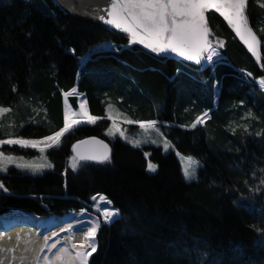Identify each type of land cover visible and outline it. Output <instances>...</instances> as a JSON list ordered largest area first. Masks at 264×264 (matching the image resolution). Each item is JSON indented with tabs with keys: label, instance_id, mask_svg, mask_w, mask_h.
<instances>
[{
	"label": "trees",
	"instance_id": "16d2710c",
	"mask_svg": "<svg viewBox=\"0 0 264 264\" xmlns=\"http://www.w3.org/2000/svg\"><path fill=\"white\" fill-rule=\"evenodd\" d=\"M262 2L250 0L248 15L264 55ZM209 20L228 44L225 60L201 70L130 48L120 36L72 18L55 0H0V106L11 109L0 117V139L42 140L58 131L63 93L73 88L89 114L102 117L46 151L52 170L33 175L12 167L0 174L9 189H0V217L21 211L40 221L88 211L90 197L101 194L120 215L97 231L89 264H264V91L255 83L264 74L217 15ZM234 68L251 72L254 83ZM109 104L122 120L158 121L179 153L201 162L199 180L185 181L174 153L109 138ZM208 109L204 125L179 127ZM249 109L255 119L245 118ZM92 137L110 147V162H81L73 171L72 145ZM1 150L26 160L40 154ZM145 153L157 165L153 175Z\"/></svg>",
	"mask_w": 264,
	"mask_h": 264
},
{
	"label": "snow or ice",
	"instance_id": "6c2138e0",
	"mask_svg": "<svg viewBox=\"0 0 264 264\" xmlns=\"http://www.w3.org/2000/svg\"><path fill=\"white\" fill-rule=\"evenodd\" d=\"M30 2V0H29ZM108 7L104 10L105 15H97L93 11L96 18L103 20L110 26L127 34L129 39L128 47L135 44L143 45L144 48L150 50L157 55L165 53H175L180 57H184L189 61H195L200 64L202 61L215 62L214 57H219L218 48H223L225 42L219 37H216L212 32L207 13L214 10L223 17L224 21L231 30L240 38L246 45L248 51L256 57L257 62H260V46L261 39L250 26V18L248 15L249 0H107ZM264 8V2L259 5ZM264 31V29H261ZM75 54V49L69 50ZM83 59V57L81 58ZM242 72L244 70H241ZM247 77H252L251 72L246 73ZM261 89H264V76H261L256 81ZM216 87V85H213ZM12 91H16L13 85ZM76 94V89L73 88L70 92H64L65 104L67 105V97ZM245 101L241 100L243 105ZM112 105H108L107 119L112 121L111 127L106 131V135L115 137L119 134L120 137H125V131L118 127V115H113ZM11 111L8 107L0 106V114L9 113ZM187 111V109H186ZM205 110L200 115L195 117V120L190 124L179 125L182 128L195 129L198 125L205 124L206 120L210 119L209 112ZM79 117L77 114L70 112L66 107L64 111L63 127L55 131L52 135L43 137L42 140H31L24 138H9L0 139V145H19L21 148H38L41 153L47 149H57L61 145V138L74 129L75 126L81 123L96 124L97 120L102 117L90 115L86 107V102L80 104ZM245 118L255 119L251 109H249ZM128 124H138L139 128L145 134L154 131L158 136H163L160 129L157 127L158 121H134L127 117L124 118ZM2 126V125H0ZM23 125H21L22 127ZM244 130H248V126L244 125ZM235 133V129H232ZM260 135V133H257ZM133 147L139 148L142 143L156 144V140H128ZM40 145H43L42 147ZM82 145H98L103 151H98L95 148L88 151L81 150ZM172 144L167 138H164L163 148L168 151ZM72 152L75 153L71 157L70 167L76 171L81 166V162L98 161L101 163L110 162L108 145L102 140L92 137L88 140H80L72 145ZM145 155H149L145 153ZM188 165L184 169V177L186 180L193 179L195 176L194 161L192 157H187ZM22 161L23 157H14L5 155L0 151V173H7L8 166L15 164L17 169L36 174H43L45 169H53L54 165L50 162L45 164H34ZM148 171L156 172L157 165L149 162L147 165ZM247 183V182H245ZM264 184V180L261 181ZM0 189L8 192L9 189L5 187L3 181H0ZM96 203L93 204L95 210L100 216L94 221L84 222L79 231L83 234V239L80 243H72L69 238L65 246L59 248L52 256H44L42 258L43 264H89V258L93 253L97 252L96 235L98 229L102 224H111L116 222V218L120 215L119 209L110 208L108 205L112 204L105 195L97 194L90 197ZM98 201V202H97ZM82 213H87V209H82ZM102 217V220L100 219ZM255 227V226H253ZM73 226L69 224L67 229L62 231H72ZM58 235V234H57ZM50 237L45 236V247L51 252L57 245L54 243L51 246L47 245ZM58 243V242H57ZM43 251V248L40 249ZM15 260V257H12ZM21 264L24 258L21 257ZM36 264H41V257H35ZM0 264H4V260L0 259Z\"/></svg>",
	"mask_w": 264,
	"mask_h": 264
},
{
	"label": "bare ground",
	"instance_id": "6f19581e",
	"mask_svg": "<svg viewBox=\"0 0 264 264\" xmlns=\"http://www.w3.org/2000/svg\"><path fill=\"white\" fill-rule=\"evenodd\" d=\"M22 213L15 211L9 218L0 222V259L4 260V264H21V257L24 258L23 264H36L35 257L42 256L45 249L44 237H52V228L66 220L77 219L80 215L71 212L61 217L51 216L35 221ZM69 238H72V243H78L82 241L83 234L79 230L70 231L68 240ZM41 248L43 251H40ZM12 257H15V260Z\"/></svg>",
	"mask_w": 264,
	"mask_h": 264
},
{
	"label": "rangeland",
	"instance_id": "374dc122",
	"mask_svg": "<svg viewBox=\"0 0 264 264\" xmlns=\"http://www.w3.org/2000/svg\"><path fill=\"white\" fill-rule=\"evenodd\" d=\"M214 58H216V57H214ZM215 60V59H214ZM210 64H213V62H210ZM82 102H85L83 99L81 100V102H80V104L82 103ZM69 108V106H68V104L65 106V108ZM86 107H87V109H88V106H87V103H86ZM89 112V111H88ZM6 113H4V114H0V117H2L3 115H5ZM81 124H85V123H81ZM134 124H128V123H126L125 122V120H122V119H120V118H118V127L120 128V129H122V130H124L125 131V137L126 138H122V137H120L119 136V134H117L115 137H110V136H108L109 138H120V139H122L123 141H125V142H127V143H129L128 142V140H141V141H145V140H156V144H152V143H142L141 144V146L139 147V148H143V147H145V146H152V147H157V148H160V149H162V151H163V153L164 154H171V153H174L175 155H176V157H177V159H178V161H179V163H180V165H181V170H182V173H183V177H184V169H185V167L188 165V160L186 159L187 157H192L193 158V160L194 161H197L198 163H196V164H194L193 165V167L195 168V176H194V178L193 179H190V180H186L185 179V177H184V179H185V181L186 182H188V183H191V182H197L198 180H199V171H200V168H201V162L197 159V158H195V157H193V156H185V155H182L181 153H179L176 149H175V147L172 145V147L168 150V151H165L164 150V148H163V141H164V138H165V136L163 135V136H158L154 131H152V132H149V133H147V134H145L144 132H143V130H141L140 128H138L137 130H135V131H130L128 128H129V126H133ZM204 125V124H203ZM139 126V125H138ZM201 126V125H200ZM159 129H160V132L162 133V130H161V128L159 127V126H157ZM168 140V139H167ZM129 144H131V143H129ZM172 144V143H171ZM132 145V144H131ZM3 145H0V151H2L1 150V147H2ZM7 146H18V147H20L19 145H7ZM41 147L43 146V145H40ZM21 148V147H20ZM30 149H34V148H31V147H29ZM34 150H37V151H39V147L38 148H35ZM48 150V149H47ZM46 150V151H47ZM46 151L44 152V153H41L40 151V154L37 156V157H35V158H33V159H30V160H26V159H24L23 158V160L22 161H20V160H18L17 162H20V163H23V162H29V163H34V164H45V163H48V159H47V156H46ZM84 151H88V150H84ZM4 152V151H3ZM5 153V152H4ZM149 155H145L146 156V159H147V161H148V163L149 162H151V160H150V153H148ZM5 155H9V154H6L5 153ZM11 156H13V155H11ZM14 157H16V156H14ZM17 158H19V157H17ZM152 163V162H151ZM70 164H71V159L69 160V162H68V165L70 166ZM12 167H14V168H16L15 167V164H10L9 166H8V168L10 169V168H12ZM19 171H21V172H24V173H28V174H32V173H30V172H27V171H23V170H20V169H18ZM49 170H52V169H45L44 170V172L45 171H49ZM147 172L149 173V174H151V175H153V174H155L156 172H150V171H148V168H147ZM0 174H5V173H0ZM37 175V174H36ZM39 175V174H38ZM98 202V201H97ZM94 203H96V202H94V201H92V205L89 207L90 209L87 211V213H82V212H77V213H80V215H79V217L77 218V219H69V220H66V221H64V222H62L60 225H56V226H54L53 228H52V231H53V234H52V237L51 238H49L48 239V241H47V245L48 246H51L52 244H56L57 245V247L55 248V249H52V251L51 252H49L48 251V247H45V249H44V252H43V254H42V256H41V264H43V261H42V258L44 257V256H52L59 248H61V247H64L65 246V243H66V241H68V234H70V231H62V229H67L68 228V226H69V224H71L72 226H73V230L72 231H77V230H79V228H80V226L84 223V222H87V221H94V220H96L98 217L96 216V214H98L99 216H100V214L95 210V208L93 207V204ZM108 207H110V208H113V206L112 205H108ZM12 214V213H11ZM23 214V213H22ZM25 217H27V218H31V219H33V220H38L37 218H34V217H32V216H28V215H26L25 213L23 214ZM10 217V215H8V216H5V217H0V222L1 221H4L5 219H7V218H9ZM101 220H102V217H101ZM55 231V232H54ZM58 234V235H57ZM77 235V234H76ZM58 242V243H57ZM81 241H78V243H80ZM77 243V244H78Z\"/></svg>",
	"mask_w": 264,
	"mask_h": 264
},
{
	"label": "water",
	"instance_id": "95a60500",
	"mask_svg": "<svg viewBox=\"0 0 264 264\" xmlns=\"http://www.w3.org/2000/svg\"><path fill=\"white\" fill-rule=\"evenodd\" d=\"M55 1L60 5V7L63 9V11L65 13H67L68 15H70L72 18L79 20V21H82V22H85V23H89V24L96 26L100 29L108 30L109 32L116 34V35L120 36L121 38H123L127 42V45L129 44V39H128L126 33H123L122 31L116 29L115 27L108 25L103 20H100V19L96 18V16L93 15V11L95 10L97 15H105L106 16V12L104 10L108 7L107 0H55ZM249 3H250V0H249ZM248 11H249V6H248ZM212 14L217 15L224 22V24L226 25L228 30L235 37V39L240 43V45L251 56V58L253 59V61L257 65L259 71L262 74H264V55H263L262 40H261V46H260L261 60H260V62H257L256 57H254L248 51L246 45H244V43L240 40V38L238 36H236V34L231 30V28L227 25V22L224 21L223 17H221L218 13H215L214 10H212L209 13H207L208 19H209V16ZM209 25H210V28H211L212 32L214 33V35L216 37H219L221 40H223L225 42V46L223 48H218L219 52L224 53L227 50L228 40L215 33V31L213 30V28L210 24V20H209ZM250 26L253 28L251 21H250ZM253 30L255 31L254 28H253ZM256 34L260 38V36L258 35L257 32H256ZM130 48H139L141 50L146 51L147 53H149L150 55H152L156 58H163L166 56H171L174 59L178 60L179 62H181V63H183L189 67L195 68V69H203L204 70L207 68V65H208V62H206V61H202L200 64H197V63H195V61H189L186 58L180 57V56L176 55L175 53H171V52L157 55L156 53H152L150 50L144 48L143 45H140V44L132 45ZM82 98H83V96L77 90H76V94L69 95L67 97V104H68L69 108L72 110V113L77 114V118H80L79 112H80V102H81ZM64 99H65V97H64ZM85 124H87V123H85ZM80 125H82V124H80ZM77 126H79V125H77ZM105 144H107V143H105ZM92 148H95L98 151H103L102 147L98 146V145H82L81 146V150H83V151L89 150ZM108 149H109V156H110L111 155V149L109 146H108ZM74 155H75V153H74ZM94 162H98V161H94ZM98 163H101V162H98ZM80 212H82V211H80Z\"/></svg>",
	"mask_w": 264,
	"mask_h": 264
},
{
	"label": "built area",
	"instance_id": "2783aa9c",
	"mask_svg": "<svg viewBox=\"0 0 264 264\" xmlns=\"http://www.w3.org/2000/svg\"><path fill=\"white\" fill-rule=\"evenodd\" d=\"M236 71H237V73H238V75L240 76V78L242 79V80H244V81H246L247 83H249V84H252V83H254V81H253V79L251 78V77H247V75H246V73L247 72H242L241 70H238V69H236V68H234ZM256 84H258L257 82H255ZM258 86H259V84H258ZM260 87V86H259ZM264 90V89H263Z\"/></svg>",
	"mask_w": 264,
	"mask_h": 264
}]
</instances>
